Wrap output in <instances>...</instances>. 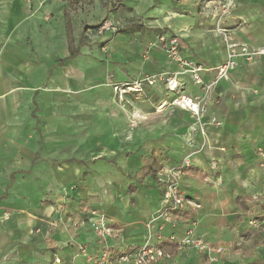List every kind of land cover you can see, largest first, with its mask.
Masks as SVG:
<instances>
[{
	"label": "crops",
	"instance_id": "crops-1",
	"mask_svg": "<svg viewBox=\"0 0 264 264\" xmlns=\"http://www.w3.org/2000/svg\"><path fill=\"white\" fill-rule=\"evenodd\" d=\"M209 1L162 0L152 30H108L95 48L74 50L66 37L44 38L23 0H0V264H54L57 256L94 264L104 245L88 223L93 213L119 231L106 242L117 253L160 241L172 254L160 264H208L197 246L170 239L192 228L223 249L220 264L264 263L263 234L248 224L264 211L254 200L264 190V54L238 57L208 95L151 46L161 32L179 35L184 56L212 68L202 73L212 83L227 50ZM224 25L236 40L264 45V0H235ZM165 72L203 98L199 116L175 106L158 112L176 95L160 80L145 97L114 93L113 83ZM135 110L146 118L132 125ZM185 158L182 188L200 207L173 226L158 218L166 184L144 170L147 160L158 170Z\"/></svg>",
	"mask_w": 264,
	"mask_h": 264
},
{
	"label": "built area",
	"instance_id": "built-area-1",
	"mask_svg": "<svg viewBox=\"0 0 264 264\" xmlns=\"http://www.w3.org/2000/svg\"><path fill=\"white\" fill-rule=\"evenodd\" d=\"M25 1L31 4L36 0ZM209 5L207 16L216 21L215 30L223 37L227 50L226 60L215 67L217 76L212 83L205 84L202 76L204 71H209L212 68L205 67L204 65L184 56L182 42L179 35L162 32L157 35L155 41L151 45L164 50L170 60L176 62L183 71L189 72L193 80L196 83L201 84L204 92L208 93V95L217 80L228 75L229 71L236 66L238 57H245L249 60L257 55L264 54V45L258 46L245 41L236 40L231 34L230 29L225 27L224 20L227 17H230L235 6V0H210ZM113 29H116L114 22L112 20H106L99 26L97 31L99 33H104ZM158 80L165 83L166 89L169 92H176V95L172 99H165L158 104L156 107L158 112H163L168 107L175 106L189 110L194 116H199L203 108V98L189 95L181 91L180 88L182 84L178 80L176 74L165 72L152 75L146 73L136 80L113 83V90L114 93L123 100H126L128 94H133L139 98L145 97L148 87L155 85ZM131 117L132 125H137L140 122L139 120L146 118L145 115L137 110L132 111ZM260 156L261 159L264 158V152H261ZM190 167V159L185 158L180 163L172 166L161 165L157 170L159 180L166 184L158 218H161L165 223H171L173 226L178 224L185 211L190 208L193 209L200 207V204L192 198H189L182 188V176ZM210 168L213 171L218 168V164L212 162ZM204 180L208 182L212 181L211 175L206 174ZM254 200H262L264 203V190L260 195H256ZM88 223L92 229L95 230L104 245L102 251L94 258V264H160V262L169 259L172 256L170 252L161 246L160 241H157L156 243H146L135 249L117 253L106 243L109 238H114L119 235V231L112 225V223L105 216H95V213H93L92 218L88 219ZM248 224L254 229L262 232L264 245V211L261 216H250ZM170 239L172 241L180 242L182 245H195L205 254L208 264H220L219 257L215 252H221L223 249L219 248L215 250L204 240L195 237L192 228H189L186 231L183 238L178 240L175 235H172ZM80 250L84 251L85 247L81 245ZM61 262L62 259L59 256L54 258V264H61Z\"/></svg>",
	"mask_w": 264,
	"mask_h": 264
},
{
	"label": "rangeland",
	"instance_id": "rangeland-1",
	"mask_svg": "<svg viewBox=\"0 0 264 264\" xmlns=\"http://www.w3.org/2000/svg\"><path fill=\"white\" fill-rule=\"evenodd\" d=\"M23 1L31 11L30 16L35 15L41 19L44 38L47 35L56 37V42L60 43L63 37H66L70 48L74 50L81 48L83 43L90 44L92 48L100 45L98 39L105 35V32L99 33L97 29L106 20H112L116 29L129 34L133 32L141 35L152 30V20L161 16V14L153 15L154 8L162 2V0H151V2L150 0H36L30 4ZM43 43L45 44V41Z\"/></svg>",
	"mask_w": 264,
	"mask_h": 264
},
{
	"label": "trees",
	"instance_id": "trees-1",
	"mask_svg": "<svg viewBox=\"0 0 264 264\" xmlns=\"http://www.w3.org/2000/svg\"><path fill=\"white\" fill-rule=\"evenodd\" d=\"M98 27V26H97ZM80 46H81V44H80ZM78 49H80L79 47H78ZM75 54V53H74ZM157 167H158V165H157V163L156 162H154V161H151V160H147V163H146V165H145V173L147 174V173H153L154 175L156 174V172H157ZM190 169V168H189Z\"/></svg>",
	"mask_w": 264,
	"mask_h": 264
}]
</instances>
